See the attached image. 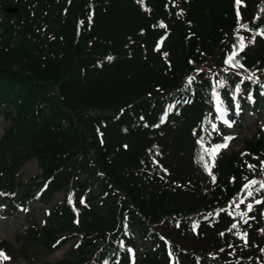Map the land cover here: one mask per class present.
<instances>
[{
  "label": "trees",
  "instance_id": "1",
  "mask_svg": "<svg viewBox=\"0 0 264 264\" xmlns=\"http://www.w3.org/2000/svg\"><path fill=\"white\" fill-rule=\"evenodd\" d=\"M146 1L153 8L150 14L141 12L130 0H0V116L8 118L10 125L4 130L1 144L9 147L13 137H21L26 147L9 163L4 161L7 150H0V204L6 211L16 212L18 205L24 206L34 196L48 204L56 192L64 194L71 189L75 194L68 196L67 203L63 200L61 206H56L51 220L44 225L34 214L29 216L27 227L17 236L18 248L1 242L0 249L7 250L11 258L15 259L16 253L30 255L36 246L51 253L52 245L70 236L73 241L66 256L56 264H264V194L258 200L248 199L235 222L225 209L215 218L198 219L195 223L200 224L190 234L196 242L192 245L187 239L192 245L190 250L178 241L191 233L193 218L188 217L212 208L216 198L208 184H195L201 176L187 151L198 137L194 127L204 115L214 114L208 90L198 89L197 98L193 96L187 106H176L167 123L154 128L162 110L159 122L172 111V105L167 106L169 92L165 90L182 79L191 30L196 31L197 44L198 40L202 45L211 42L205 49L209 52L207 59L222 49L223 41H217L221 32L226 31V42L235 34L248 36L238 52V62L233 64L238 68L224 73L226 87L216 86L221 92L220 99H215L230 105L241 98V104H253L248 108H264V0H240L239 4L236 0L169 3L171 14L182 7L185 19L165 32L169 66L152 52L153 38L163 34L149 25L156 17H165L163 5L168 2ZM12 4L18 12H6L4 7ZM88 7L93 9L90 23ZM250 24L252 31L246 32ZM130 40L135 43L128 55L126 44ZM194 40L191 37L189 41ZM165 73L175 80L165 78ZM153 82L161 83L147 89L155 94L152 102L126 104L122 99L143 93ZM237 83L240 90L231 93ZM187 93L186 87L177 94ZM164 103V109L158 112L149 110L160 109ZM117 104L128 108L114 114ZM152 112L154 116L150 117ZM139 113H144L147 120L137 127L129 118L128 124L129 115L137 117ZM97 127L108 142L105 150L117 148L122 156L119 160L113 157L107 165L114 170V179L99 164L98 147L92 145ZM256 132L244 144L246 150L259 155L264 152V133L259 129ZM161 134V147L166 152L175 151L170 158L178 160L181 174L141 170L142 152L135 147L143 148L152 139L156 142ZM100 155L104 156L102 152ZM23 160L36 161L45 181L18 178ZM218 161L212 178L223 188H239L245 181L261 177L258 164L257 169L249 170L236 154H222ZM255 162L257 159L250 164ZM129 182L151 197L155 213L148 211L152 215H145L130 200ZM81 194L85 195V203L80 201ZM75 212L80 216L76 217ZM161 217H180L175 234L172 224ZM233 224L238 230L232 228ZM163 236L175 238L171 245L175 261L164 252ZM122 238L125 247L121 249ZM138 241L148 242L146 251L139 250ZM242 242L248 244V250H242ZM130 248L136 251L133 257L128 254ZM235 254L240 262L227 263ZM30 258L39 260L37 255Z\"/></svg>",
  "mask_w": 264,
  "mask_h": 264
},
{
  "label": "rangeland",
  "instance_id": "2",
  "mask_svg": "<svg viewBox=\"0 0 264 264\" xmlns=\"http://www.w3.org/2000/svg\"><path fill=\"white\" fill-rule=\"evenodd\" d=\"M133 3V6H136L141 12L150 14L153 12V8L149 7L146 0H130ZM168 4L163 5V9L166 13L164 16H158L154 19L151 24L149 25L157 27V31L160 32L159 35L165 34V32H170V28L175 29L177 27V23L184 21L183 19L184 13L182 7H179L178 9H173L174 15L171 14L172 10L170 9L169 3L176 4L178 3L177 0H167ZM119 4L120 2L117 1ZM16 5H6L4 9L6 11L11 12L9 10H15L18 12V9L15 8ZM87 21L90 23L93 16V9L88 7V14ZM171 17V18H170ZM188 22L186 20V25H188ZM252 25H247L246 32H251ZM78 32L77 34H79ZM140 34V33H139ZM188 40L186 46L190 48V52L186 54L187 62L185 66L182 68L181 76L182 79L179 82H175L171 84V87H168L166 92H169V96L167 97L168 104L172 105H179L178 109L182 107V103H190L193 100V96L196 97L198 95V89L199 90H208V93H210L215 86L219 85L220 82L223 81V72L227 70L229 66H233V64L237 63L239 60L238 52L240 48L243 46L244 41L248 39V36L245 35V33H240L232 35L228 39V35L226 31L221 32V35L219 38H217L218 44L219 42L223 41V44H221L223 47L222 49L218 50L217 54L212 59H207V53H209L206 49L207 44H211V42L203 43L200 40H198L199 44L196 43V31L191 30V33L188 34ZM191 37H194V43H191L189 40ZM167 38H162L159 40L158 38H153L152 42H154V45L152 46V52L155 55H158L162 60L166 58V51L164 50V44ZM142 38L139 39V45L142 43ZM201 42V43H200ZM133 40H130L126 44L127 48V54L130 55L132 53V48L130 46H134ZM141 49V48H140ZM205 51V52H204ZM6 52V51H4ZM2 53V52H1ZM143 54V53H142ZM1 56H5V54H1ZM200 60L201 63L194 62L195 60ZM221 59V60H220ZM227 59H231V62H227ZM169 66V65H168ZM75 70V69H74ZM165 78H168L170 81H174L175 79L173 77H170L168 73H165ZM154 83H161V82H153L150 85H147L144 88L143 93H137L136 96L132 97L131 99H127L126 96H124L122 99L125 101L126 104H129L131 102L138 103L137 100H141V102H152L154 100V95H152L150 92H148L147 89L151 88L153 89ZM188 88L187 94L177 95V93L184 89ZM209 95H206L208 98ZM215 96L210 94V99L212 100L211 105L215 103ZM197 98V97H196ZM120 102V101H119ZM187 106V105H183ZM165 107V103L162 104L160 109H157L155 107L149 109V110H155V112L160 111L162 108ZM112 109V107H110ZM128 107L119 106L118 104L114 107V114H118L119 112L124 111ZM11 115H14V112H11ZM180 112L177 110V116L181 120ZM150 117H153V112L149 114ZM207 117V115L205 116ZM132 122H135L137 127H140L141 124L147 120L144 113H139L137 117H131L129 115L128 117V124H130V119ZM224 119V118H223ZM149 121H153V118ZM258 121V120H257ZM257 121H255L254 115H251L250 113H247L244 117L243 121L240 122L238 125L233 124L231 127H229V133H231L229 136H220V137H214L211 135L210 131V125L208 118H206L204 121L201 120L199 124L194 127L196 129V134L198 131V134L195 138V144L187 148V151L190 155V162L193 167L197 168L199 170V175L201 178L196 180V185L198 187L200 186H206L208 184L209 188L212 189L216 193V198L213 197L214 200V206L210 209H207L205 212H203L201 215L205 214L206 217L209 214H214V210L218 209L220 206L226 205L228 202L235 200V204L238 202L253 199H258L263 193V191L259 190V187L256 185L259 183H250L251 181H254V179H249L245 181L242 185L239 186V188H223L220 185L214 183V179L212 178V175H215L214 170L218 169L219 166V158L222 154L224 155H230V154H236V156H240L241 161L247 165V168L249 170L257 169L255 165H259L258 167V175L264 176V167L261 166V162L264 161V152H261L259 155L253 154L250 151L246 150V145L244 144V139H247L251 135H257V130L255 129V124H257ZM9 125V119L3 116H0V150L4 152V150H7V153L5 154L4 161L7 163L14 160L17 153L21 150H24L25 144L22 142L21 137H13L11 141V145L8 147L4 144H1V139L4 135V130ZM259 125L261 129L264 127V120L259 121ZM10 126V125H9ZM8 126V127H9ZM130 130V129H129ZM158 132V131H156ZM94 135V141L92 145L98 147L97 159L99 164L107 170L111 177L114 179L113 172L114 170L108 169L107 165L111 164L112 158L120 159L122 158L120 152L117 148L115 150L106 151L105 145L108 144L107 141H104V137L101 135L100 127L95 128L93 130ZM226 137H230L231 139H225ZM163 139L162 134L158 135V139L155 142L154 139H152L151 142H147V145L145 147H135L138 151L142 152V158L140 160V168L141 170L147 171L148 169L156 170V171H164L168 174H174L178 175L181 174L182 171H178L177 168V162L178 160L174 158L171 161L170 155L171 153H175L173 150L172 152H166L161 147V140ZM243 141V142H242ZM226 144V147L220 148L218 151L215 150L216 145H222ZM123 148V147H122ZM129 150V149H128ZM103 153L104 156H101L100 153ZM100 156V158H99ZM93 157V154H92ZM259 157H262V159H258ZM253 159H257L258 162H255L254 165L250 164ZM113 165V162H112ZM249 165H252L254 167H249ZM20 170V171H19ZM19 175L18 178H23L24 181H34V182H43L45 181L42 178V170L40 169L38 163L36 161L28 160V161H21L19 163ZM17 171V172H18ZM17 175V173H15ZM139 181V180H136ZM129 188L132 189V192L128 194V197L131 201H133L136 206L142 210L145 215L149 216L152 215L148 213V211H152L155 213L154 208L150 205L151 203V197H146L143 192L137 188L133 182L128 183ZM245 185H248V187H245ZM264 188V187H261ZM71 190V189H70ZM69 190V191H70ZM247 194H250V197H247ZM67 196L64 195L62 192H56L55 195H53L50 199L49 204L41 205L37 202H35L32 207V210H35L34 214L36 216L37 221L40 223V225H44L47 222L51 220V214L52 210L56 208V206H61L62 201L64 200L67 203ZM194 202V201H193ZM50 208L51 212H50ZM31 210V211H32ZM49 210V211H48ZM243 209H239L238 211H242ZM48 212V213H47ZM7 214L3 218L0 217V243L1 242H8L9 244H12L15 248H18V242L17 236L18 234L26 228L27 223V215L24 211L22 212H15L13 214ZM157 214L153 215L156 216ZM195 216L191 215L188 218H194ZM161 219H164L168 221L170 224H172V231L173 234L178 229V224H180L179 220L180 217H161ZM236 218H232L233 221H235ZM194 221V220H191ZM190 221V222H191ZM234 230H238V227L234 228ZM191 233H189V236L185 237L184 239H179L178 241L183 247H186V249L191 248L194 242L191 238ZM170 239V244L166 246V252L167 254H170L169 251L171 250V243H173L172 240H175V238L172 236V239ZM187 239L191 240L192 245H190L187 242ZM66 242L64 243V241ZM73 239L68 236L66 239H64L62 242L56 244L54 247H52V252L48 253L44 248L39 247H33L34 253H31L30 255L27 254L24 256L23 254L16 253L15 259H10L8 262H5V264H56L60 261V259H63L66 255L68 247L71 245ZM119 242L124 243V239L120 240ZM138 248L140 251H146L148 248V243L138 241ZM1 245V244H0ZM22 253V252H19ZM10 254V253H9ZM39 258V260L30 258L31 256H36ZM174 258V257H173ZM68 260V256H67Z\"/></svg>",
  "mask_w": 264,
  "mask_h": 264
},
{
  "label": "snow or ice",
  "instance_id": "3",
  "mask_svg": "<svg viewBox=\"0 0 264 264\" xmlns=\"http://www.w3.org/2000/svg\"><path fill=\"white\" fill-rule=\"evenodd\" d=\"M236 2H237V4H239V3H240V0H236ZM227 62H228V61H226V63H227ZM218 86L223 87V82H220V84H219ZM236 90L239 91V85H237ZM249 99H251V97H249ZM220 111L223 112V108H221ZM224 123H226L229 127L232 126V125H231V122H229V121H227V120H225ZM225 139L227 140V139H231V138H230V137H226ZM226 146H227L226 144L216 145V146H215V150L218 151L220 148H223V147H226ZM261 166L264 167V161L261 162ZM249 167L251 168V167H254V166L249 165ZM250 183H256V182H255V181H251ZM245 187H248V185H245ZM261 187H264V183L261 184ZM81 202L83 203V201H81ZM257 203H259V201H257ZM250 208H251V206L249 205V209H250ZM235 227H236V225L233 224V225H232V228H235ZM245 235H246V234H245ZM246 242H247V241H246ZM0 257H2V258H4V259H7V257L4 255L3 252H0Z\"/></svg>",
  "mask_w": 264,
  "mask_h": 264
},
{
  "label": "water",
  "instance_id": "4",
  "mask_svg": "<svg viewBox=\"0 0 264 264\" xmlns=\"http://www.w3.org/2000/svg\"><path fill=\"white\" fill-rule=\"evenodd\" d=\"M9 11L14 12V10H9Z\"/></svg>",
  "mask_w": 264,
  "mask_h": 264
}]
</instances>
